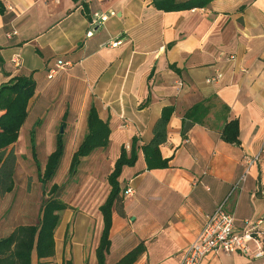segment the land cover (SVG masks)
I'll use <instances>...</instances> for the list:
<instances>
[{"label": "crops", "instance_id": "obj_1", "mask_svg": "<svg viewBox=\"0 0 264 264\" xmlns=\"http://www.w3.org/2000/svg\"><path fill=\"white\" fill-rule=\"evenodd\" d=\"M1 2L0 85L18 75H32L36 83L27 119L8 151L20 147L32 110L36 120L28 134L30 143L33 133L35 146L36 124L46 114L52 121L57 118L58 112L49 109L57 103L65 107L63 121H77L72 132L81 138L74 140V152L93 105L110 128L108 146L96 151L106 152L111 144L118 148L112 167L122 146L129 152L133 137L138 147L147 144L162 108H174L160 146L169 167L146 170L138 149L135 165L122 170L120 187L132 192L123 198L122 210L112 209L106 264H115L141 242L145 252L134 264H181L205 216L243 174L242 158L257 154L264 140V0H212L204 9L177 12L159 11L152 0ZM110 12L114 16L92 26L93 14ZM109 41L121 44L111 48ZM57 60L70 66L48 79ZM217 75V81L206 82ZM211 98L217 104L207 115L210 129L187 118L188 110ZM220 104L229 109L227 120L238 121V145L220 139L224 122L215 117ZM186 121L192 125L184 131ZM62 133L60 128L49 142L55 145ZM105 190L98 202L78 200L61 212L54 256L38 261L33 253L31 264H96L103 227L98 208L109 192L107 180ZM225 208L237 230L264 219V155ZM5 230L0 228V234ZM202 264H264V253L259 258L212 255Z\"/></svg>", "mask_w": 264, "mask_h": 264}, {"label": "trees", "instance_id": "obj_2", "mask_svg": "<svg viewBox=\"0 0 264 264\" xmlns=\"http://www.w3.org/2000/svg\"><path fill=\"white\" fill-rule=\"evenodd\" d=\"M212 0H152L154 8L163 12L188 11L192 9H204ZM5 13V7L0 0V16ZM36 83L32 75H18L8 82L0 85V188L3 192L11 191L13 185V163L15 155L9 148L16 143L19 132L28 116V105L35 94ZM215 99V98H214ZM214 99L202 100L194 105L187 114L192 120L208 129L207 115L216 107ZM215 117L223 119L220 129V139L231 145L239 144V124L237 119L227 120L228 107L220 104ZM174 112L172 106L163 107L160 116L153 125L152 139L140 147L137 139L132 138L129 152L125 146L116 158L111 172L107 176L109 192L105 201L98 210L102 217V231L98 245L95 249L96 264H106V256L111 247L110 230L112 227V209L118 207L122 210V202L125 197L119 184L124 167H133L137 161V150L140 149L146 165V170L167 169L169 159L162 157L160 146L165 143L167 125ZM87 131L77 149L73 152L68 167L69 177L78 172L81 161L89 157L98 149H105L109 143L110 128L103 121L95 108L91 106L86 118ZM34 136L31 133V155L37 164ZM65 143L62 135L56 137L53 151L47 156L44 167L40 173L39 181L45 186L56 175L60 161L64 154ZM59 187L53 184L48 191V198L42 203L40 218L37 224L19 225L7 228L0 234V264H31V256L34 253L37 260L48 259L54 256V233L59 225L60 213L70 209L65 202L56 196ZM67 241V235L65 236ZM145 252L143 242L121 257L115 264H134ZM39 264V262H38ZM63 264H71L66 261Z\"/></svg>", "mask_w": 264, "mask_h": 264}, {"label": "rangeland", "instance_id": "obj_3", "mask_svg": "<svg viewBox=\"0 0 264 264\" xmlns=\"http://www.w3.org/2000/svg\"><path fill=\"white\" fill-rule=\"evenodd\" d=\"M52 107V108H51ZM58 112L57 118L49 119L46 114L39 124L35 126V152L37 164L34 162L30 143L29 131L34 127L35 117L33 110L30 119L25 124V129L20 137V147H13L15 155L13 163V174L11 191L3 192L0 188V228L3 226L13 227L27 224H37L40 218L42 203L48 198V191L53 184L58 185L57 198L68 206L78 203L86 205L96 203L106 193V180L112 167L110 160L118 152L116 145L111 144L108 151H95L89 157L83 159L75 176L69 177L68 167L73 154V142L78 138L73 136V128L76 120L66 118L64 121L60 116L65 109L64 105L49 106ZM54 111V113H55ZM63 125V126H62ZM86 125V119H85ZM50 128V136L48 130ZM63 128L65 149L55 177L45 186L39 181L40 173L44 167L47 156L53 150L56 134Z\"/></svg>", "mask_w": 264, "mask_h": 264}, {"label": "built area", "instance_id": "obj_4", "mask_svg": "<svg viewBox=\"0 0 264 264\" xmlns=\"http://www.w3.org/2000/svg\"><path fill=\"white\" fill-rule=\"evenodd\" d=\"M109 16H114L113 12L109 14H93L92 26L105 22ZM90 35V33H88ZM121 44V41H109L106 45L115 48ZM70 66L69 63L57 60L54 67L47 71V78L52 79L58 70ZM220 78L217 75L208 79L206 82L212 83ZM264 155V140L260 151L255 155H245L242 158L244 172L240 179L235 183L227 197L220 202L215 209L204 218L202 228L200 229L194 242L188 245L181 255V264H202V262L212 255H231L239 254L244 257L259 258L264 253V219H258L248 223L245 229L237 230L234 225V217L226 208V202L229 196L239 188L244 182L249 169L260 160ZM131 188L127 187L124 195H130ZM255 248L251 251L250 246Z\"/></svg>", "mask_w": 264, "mask_h": 264}, {"label": "water", "instance_id": "obj_5", "mask_svg": "<svg viewBox=\"0 0 264 264\" xmlns=\"http://www.w3.org/2000/svg\"><path fill=\"white\" fill-rule=\"evenodd\" d=\"M191 123L190 122H188V121H186L185 123H184V131H186L189 127H191Z\"/></svg>", "mask_w": 264, "mask_h": 264}]
</instances>
